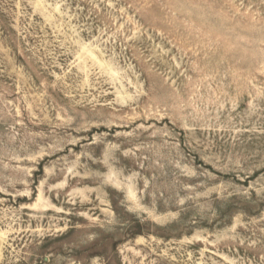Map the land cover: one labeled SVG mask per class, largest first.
Returning <instances> with one entry per match:
<instances>
[{
    "label": "rangeland",
    "instance_id": "rangeland-1",
    "mask_svg": "<svg viewBox=\"0 0 264 264\" xmlns=\"http://www.w3.org/2000/svg\"><path fill=\"white\" fill-rule=\"evenodd\" d=\"M0 264H264V0H0Z\"/></svg>",
    "mask_w": 264,
    "mask_h": 264
}]
</instances>
